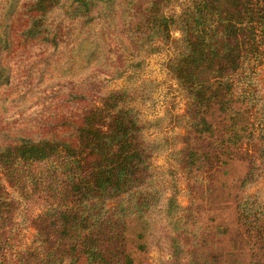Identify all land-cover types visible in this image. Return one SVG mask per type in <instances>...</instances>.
<instances>
[{"label": "trees", "instance_id": "obj_1", "mask_svg": "<svg viewBox=\"0 0 264 264\" xmlns=\"http://www.w3.org/2000/svg\"><path fill=\"white\" fill-rule=\"evenodd\" d=\"M33 45L69 47L63 73L118 64L114 78L128 80L142 57L173 48L188 114L170 156L185 166L189 205L148 175L157 148L128 106L137 89L112 91L48 132L0 129V264H140L156 216L175 264H264V200L243 192L264 176V0H0V86Z\"/></svg>", "mask_w": 264, "mask_h": 264}, {"label": "rangeland", "instance_id": "obj_2", "mask_svg": "<svg viewBox=\"0 0 264 264\" xmlns=\"http://www.w3.org/2000/svg\"><path fill=\"white\" fill-rule=\"evenodd\" d=\"M172 36L179 39V31ZM173 52L170 46L142 57L141 69L133 80H128L114 78L116 69L123 68L118 64L116 69L93 64L88 69L63 73L58 65L66 64L62 59L69 54L67 46L59 51L44 45L21 48L7 63L8 83L0 86V97L6 100L5 111L0 113V129L11 137L48 132L61 118L74 115L80 108H101L110 92L135 88V97L129 99L128 106L138 115L140 140L157 148L145 154L148 175L164 189L165 197L174 196L177 204L186 208L189 198L185 166L170 156L183 146L186 125L182 117L188 114L186 97L168 72ZM118 57L119 52L113 47L109 58L117 61ZM259 83L264 90V64L260 67ZM74 95L84 99L75 101ZM231 178L237 179V172ZM243 192L264 200V176ZM259 210L264 211V206ZM170 232L168 223L156 216L147 235L146 251L139 256L140 264H175Z\"/></svg>", "mask_w": 264, "mask_h": 264}]
</instances>
